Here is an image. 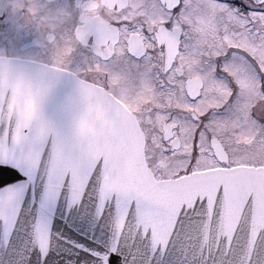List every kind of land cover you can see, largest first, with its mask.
<instances>
[{
    "label": "snow or ice",
    "instance_id": "snow-or-ice-1",
    "mask_svg": "<svg viewBox=\"0 0 264 264\" xmlns=\"http://www.w3.org/2000/svg\"><path fill=\"white\" fill-rule=\"evenodd\" d=\"M219 3L222 14L235 21L225 29L224 37L258 43L249 51L221 37L208 55L201 53L204 79L194 95L184 87V77L174 74L176 62L169 67L168 49L157 37L160 28L177 35L173 26L187 10L181 0L171 6L169 0H158L151 6L162 17L158 25H147L143 18L135 23L117 19L108 25L92 21L85 36L84 55H94L97 68L106 67L112 56L118 55L129 64V74L134 68L141 82L159 83L169 96L189 106L169 105L165 116L158 117L149 129H142L145 143L151 142L153 148V154L147 157L149 167L154 169L151 184L131 163L124 117L116 111L119 104L112 97H98L109 107L112 128L104 127L100 140L77 141L71 132L42 115L26 117L22 104L9 108L12 93L3 91L0 230L4 238L0 240V264H49L45 257L51 244V221L61 207L67 214L76 211L81 217L104 222L108 228L111 243L91 252L92 264H166L170 240L186 227H198L205 245L215 243L214 264H264V180L242 185L237 195L227 183L217 184L214 192L192 195L170 190L176 181L192 184L202 180L200 173L208 168L237 175L232 170L239 161L221 159L216 152L218 128H231L233 143L253 133L258 142L264 143V0ZM129 32L141 33L151 47H136ZM92 66L91 62L82 65L85 71ZM7 71L0 68V73ZM110 75L102 78L105 88ZM34 76L36 82H26L24 87L30 92L34 89L41 100L47 99L59 78H47L42 67ZM148 119L152 120L151 113ZM101 127L98 122L97 128ZM238 151H233V157ZM166 158L178 159L184 166L165 171L161 161ZM260 175L264 177V173ZM26 197H30L35 215L25 227L39 249L29 262L11 242L21 209L28 203ZM226 208L230 210L227 218Z\"/></svg>",
    "mask_w": 264,
    "mask_h": 264
},
{
    "label": "flooded vegetation",
    "instance_id": "flooded-vegetation-1",
    "mask_svg": "<svg viewBox=\"0 0 264 264\" xmlns=\"http://www.w3.org/2000/svg\"><path fill=\"white\" fill-rule=\"evenodd\" d=\"M175 2L176 0H169V6ZM198 2L201 5L207 2L221 7L219 0ZM233 2L239 3V0ZM181 3L189 10L186 0H181ZM154 4H158V0H0V57L33 61L58 68L110 93L134 116L143 137V160L151 174L154 169L149 167L147 157L153 154V148L151 142L145 143V131L142 129H149L158 117L165 116L169 105L173 108L189 106L180 103L176 96H169L166 89L160 88L159 83L141 82L135 76L134 68L129 74V64L122 61L118 55H113L106 67L97 68L94 55L85 57L83 43L92 21L108 25L117 19L135 23L137 19L143 18L147 25L160 24L162 17L158 10L152 9ZM125 9L126 14L120 16L119 13L125 12ZM214 14L217 31L207 30L202 38L204 42L200 45L197 33L192 30L195 17L190 20L181 16L179 22L173 26L177 35L164 28L157 32L159 42L168 49L169 67L176 62L174 74L184 77V87L193 95L194 90H199L204 79L202 70L205 65L201 63L200 54L208 55L209 50L214 49L221 37H224L225 29L235 25L234 20L225 21L228 17L222 14L221 10ZM129 37L136 47H151L139 32H129ZM231 38V35L224 37L231 45L249 51L254 50L255 44L258 43L239 37L234 39L235 41L229 40ZM87 39L91 40L92 36L88 35ZM119 51L120 49H117V52ZM138 59L134 58L133 62ZM89 62L93 66L85 71L82 65ZM106 73L111 75L105 88L101 81ZM149 113L152 114L151 121L148 119ZM141 114L144 117L142 121ZM231 131V128L217 129L216 152L220 158H235L239 161L237 166L264 167V143L258 142L254 133L248 135L247 139L240 137L233 143ZM235 149L239 151L233 157ZM161 165L165 171H177L184 166L180 160L171 158L161 161Z\"/></svg>",
    "mask_w": 264,
    "mask_h": 264
},
{
    "label": "water",
    "instance_id": "water-1",
    "mask_svg": "<svg viewBox=\"0 0 264 264\" xmlns=\"http://www.w3.org/2000/svg\"><path fill=\"white\" fill-rule=\"evenodd\" d=\"M41 67L47 78H59L58 82L53 83L51 94L45 100H41L34 89L30 92L24 87L26 82H36L34 73ZM0 68L8 69L7 72L0 73V103L4 100L3 91L10 90L13 99L9 108L22 104L26 117L31 118L32 113L42 115L65 132H71L77 141L90 138L100 140L104 135L103 128H112L108 119L109 107L98 98L112 96L103 89L68 72L33 61L0 57ZM118 104L116 111L124 117V138L131 152V163L142 179L151 184L153 177L142 156V134L133 115L122 104ZM98 122L102 125L99 129ZM102 152L103 149L101 154ZM232 171L237 175L229 174L226 170H204L200 173L202 180L192 184L176 181L170 190L192 195L203 191L214 192L217 184L227 183L233 194L237 195L242 185L259 184L264 180L260 175L264 173V167L237 166ZM26 199L28 203L21 209L20 220L16 231L12 233L11 242L23 254L25 261L29 262L36 258L39 249L34 247L30 230L25 227L26 221L30 225L35 215L30 197ZM225 214L227 218L230 210L226 208ZM51 233L49 253L45 257L49 264H92L91 252L107 248L112 239L104 222L97 223L90 218L81 217L76 211L67 214L63 207L52 218ZM3 238L0 230V240ZM79 245L83 247H78ZM216 255L215 243L205 245L200 239L198 227H186L170 240L165 262L214 264Z\"/></svg>",
    "mask_w": 264,
    "mask_h": 264
},
{
    "label": "rangeland",
    "instance_id": "rangeland-1",
    "mask_svg": "<svg viewBox=\"0 0 264 264\" xmlns=\"http://www.w3.org/2000/svg\"><path fill=\"white\" fill-rule=\"evenodd\" d=\"M186 2L189 4V10L184 11L185 19L193 20V17H195L194 23H192V30L193 32L197 33L198 38V45L202 44L203 41V35L206 33L207 30L211 29L212 31L216 32L215 26L216 20H215V12L218 10H221L220 6H214L212 3L205 2L203 5H201L198 0H186ZM187 17H186V16ZM226 16V15H225ZM228 17V16H227ZM181 18V17H180ZM229 20V17L226 18L225 21ZM200 33V35H199ZM229 36H227L228 38ZM233 38L229 39L232 40ZM232 41H235L234 39ZM242 139H247L248 135H244L241 137Z\"/></svg>",
    "mask_w": 264,
    "mask_h": 264
}]
</instances>
